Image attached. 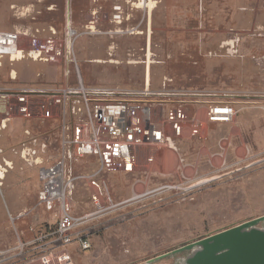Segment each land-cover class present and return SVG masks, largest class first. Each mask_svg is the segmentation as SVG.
Returning <instances> with one entry per match:
<instances>
[{"label": "rangeland", "instance_id": "374dc122", "mask_svg": "<svg viewBox=\"0 0 264 264\" xmlns=\"http://www.w3.org/2000/svg\"><path fill=\"white\" fill-rule=\"evenodd\" d=\"M109 8L108 0H0V28L23 26L47 34L69 25L76 33L72 50L85 87L116 98L146 86H217L222 99L235 104L237 115L255 111L264 127V0H153L138 33L108 34L114 30L108 21L99 26L100 33H90L91 12L104 17ZM131 13L133 23L142 16L134 9ZM0 60L2 91L59 86L67 83L64 69L74 73L72 65ZM26 129L47 142L40 155L43 165L60 153L55 122L15 118L0 132V163L12 167L0 181V248L23 241L32 228L48 230L55 224L37 204L38 167L20 156ZM240 132L244 139L250 136L248 129ZM263 152L224 163L213 157L207 173L194 179L205 183L144 197L138 196L188 177L156 174L144 155L133 173L104 175L110 202L126 203L92 223L91 247L74 249L73 263L190 264L203 254L208 238L229 229L252 224L242 232L264 234V168L257 162ZM97 170L96 159L70 166L72 176L82 177L70 194L77 215L90 209L88 180ZM23 211L28 214L10 220Z\"/></svg>", "mask_w": 264, "mask_h": 264}, {"label": "built area", "instance_id": "2783aa9c", "mask_svg": "<svg viewBox=\"0 0 264 264\" xmlns=\"http://www.w3.org/2000/svg\"><path fill=\"white\" fill-rule=\"evenodd\" d=\"M108 2L106 16L95 9L91 12L87 26L90 33H100L98 28L104 21L114 26L108 34L138 33L144 16L150 14L149 4L153 0ZM133 9L142 14L134 23ZM75 38L76 33L69 25L60 32L50 28L47 34L43 30H0V59L16 62L29 58L74 68L73 74L69 69L63 70L67 83L59 86L0 90V132L15 118L24 122L51 121L57 123L60 144L58 158L43 165L40 155L47 150V142L25 132L27 138L20 156L26 164L38 167L37 204L53 215L55 224L48 230L32 228L31 240H19L14 246L0 248V264H74L71 246L89 250L92 223L126 203L110 202L104 175L133 173L143 155L148 164L152 163L153 151L172 147L187 128L192 137L198 138L204 122L189 115L188 107L192 104L206 106L204 118L208 123H231L237 115L234 104L220 95L169 84L157 90L146 86L116 98H111L113 93L85 87L72 50ZM70 78L74 82L69 83ZM262 155L257 162L264 168V152ZM87 157L97 160L98 170L88 180L90 209L77 215L70 194L82 177L72 176L70 166ZM4 172L0 165V181ZM203 183L185 179L176 184H162L138 197L175 190L181 185L190 190ZM27 214L23 211L9 218L15 222Z\"/></svg>", "mask_w": 264, "mask_h": 264}, {"label": "crops", "instance_id": "0c3cea01", "mask_svg": "<svg viewBox=\"0 0 264 264\" xmlns=\"http://www.w3.org/2000/svg\"><path fill=\"white\" fill-rule=\"evenodd\" d=\"M0 30H29L32 32L40 29L15 26L10 29L0 28ZM60 30L61 29H59V32ZM12 74H15V71H12ZM186 89L204 91L216 95H219L223 91L222 88L220 89V87L217 86L213 88L187 87ZM205 110V105L192 104L188 107L190 116L196 115L204 122L200 136L198 138L192 137L189 128H187L180 139L174 140L172 147H163L153 151V162L149 163L152 166L151 171L153 170L156 174L159 172L161 175H169V177L184 174L190 180L199 179L202 175L207 173L208 166L211 165L213 157H217L220 159V163H224L232 159L239 160L244 153H246V155H254L256 150L264 149L263 121L256 119L255 111L247 110L242 116L236 115V118H234L235 120L231 123H208L204 118ZM241 118L242 120H240ZM6 128L7 126L4 129ZM241 128L248 129L250 131V136L244 139L243 134L240 132ZM26 131L29 130L26 129L25 132ZM30 133L32 134V132ZM34 136L40 137L38 135ZM25 137L27 138L26 135ZM0 153H2L1 149ZM85 159L93 160L94 158L87 157ZM0 165L5 169L4 174L8 173L12 168L7 162H4V164L0 163ZM4 174L1 176V179L4 178ZM37 230L39 229H36V231ZM33 237L34 234L31 233L30 236H25L23 241L31 240ZM74 249L81 252L73 245L70 248L71 254Z\"/></svg>", "mask_w": 264, "mask_h": 264}, {"label": "water", "instance_id": "95a60500", "mask_svg": "<svg viewBox=\"0 0 264 264\" xmlns=\"http://www.w3.org/2000/svg\"><path fill=\"white\" fill-rule=\"evenodd\" d=\"M249 224L229 229L207 239L202 255L190 264H264V234L242 232ZM222 242V248L219 243Z\"/></svg>", "mask_w": 264, "mask_h": 264}, {"label": "bare ground", "instance_id": "6f19581e", "mask_svg": "<svg viewBox=\"0 0 264 264\" xmlns=\"http://www.w3.org/2000/svg\"><path fill=\"white\" fill-rule=\"evenodd\" d=\"M151 3H153V2H151ZM149 5H150V4H149ZM216 244H219V247L222 248V242L219 241V243H216ZM197 258H198V257H197Z\"/></svg>", "mask_w": 264, "mask_h": 264}, {"label": "trees", "instance_id": "16d2710c", "mask_svg": "<svg viewBox=\"0 0 264 264\" xmlns=\"http://www.w3.org/2000/svg\"><path fill=\"white\" fill-rule=\"evenodd\" d=\"M250 226H252V224H249L247 227H250Z\"/></svg>", "mask_w": 264, "mask_h": 264}]
</instances>
